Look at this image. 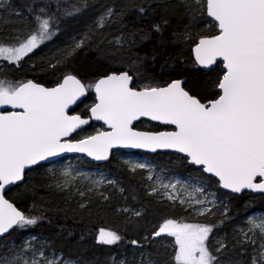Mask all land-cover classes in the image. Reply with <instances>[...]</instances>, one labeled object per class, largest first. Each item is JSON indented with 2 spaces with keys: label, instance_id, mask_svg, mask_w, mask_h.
<instances>
[{
  "label": "snow or ice",
  "instance_id": "obj_1",
  "mask_svg": "<svg viewBox=\"0 0 264 264\" xmlns=\"http://www.w3.org/2000/svg\"><path fill=\"white\" fill-rule=\"evenodd\" d=\"M136 7L145 18L162 11L160 22L151 25L156 34H162L170 15L182 9L181 20L187 22L173 37L189 44L190 62L198 75L190 78L181 70L158 80L144 75L142 62L131 57L92 79L87 72L78 74L70 59L94 44L100 50L108 30L123 23L128 8L104 5L92 16L87 31L73 37L56 63L49 64L62 68L52 86L35 78L0 76V237L37 226L44 219L43 213L31 214L35 203L25 211L15 202L35 193L32 174L38 169H47L46 179L52 182L47 187L81 197V209L88 208L93 195L111 199L99 191L105 181L125 192L116 181L103 176L91 179L70 164L56 168L64 154L108 161L114 149L171 150L179 154L177 166L186 169L194 183L166 181V170L157 172L148 162H125L132 173L139 171L143 177L147 171L146 195L173 213L147 222L151 224L147 228L140 223L148 212L146 206L117 209L127 214L126 222L135 231L143 233L145 244L138 239L128 244L143 248L155 245L157 238L167 241L162 244L166 257L152 259L141 252L140 264H264V215L246 217L231 236H219L223 220H213L217 214L227 219L230 213L229 202L218 191L264 194V0H152ZM0 9H12L9 0H0ZM95 9V0H56L55 9L52 0L40 5L33 0L25 11L14 10L21 27L0 39V61L21 67L25 58L57 35L64 17ZM137 38L149 39L150 34L122 31L107 42L117 52L130 51ZM90 94L91 103L85 104ZM80 104L84 108L77 111ZM143 118L157 122V129L138 130L135 123ZM93 121L105 127L96 128ZM88 127L94 130L89 132ZM13 187L17 191L8 197ZM177 211L187 215L177 216ZM95 239L101 245L119 246L125 237L99 227ZM0 249V264H84L36 235L19 244L0 241ZM112 264L137 261L135 256L132 260L113 257Z\"/></svg>",
  "mask_w": 264,
  "mask_h": 264
},
{
  "label": "trees",
  "instance_id": "obj_2",
  "mask_svg": "<svg viewBox=\"0 0 264 264\" xmlns=\"http://www.w3.org/2000/svg\"><path fill=\"white\" fill-rule=\"evenodd\" d=\"M32 2L33 0H10L12 9L8 12L0 9V39L15 34V31L21 27V20L13 14V11H25L26 5ZM43 2H47V0H35L38 5ZM151 2L152 0H95V11L76 17H64L61 20L59 32L51 41L42 45L34 54H30V58H25L21 67L4 65L5 69L0 70V74H6L17 79L35 78L47 86H52L57 76L62 74V68L53 69L49 64L56 63L63 50L72 43L73 37L87 31V25L91 23L92 16L96 14V11H102L104 5H128L123 23L118 22L108 30L109 34H107V39L101 49L98 50L94 44L77 51L69 61L70 66L80 75L87 72L89 74L88 79H92L95 73L119 68L121 66L120 59L131 57L133 59L138 58L142 62L144 75L155 77L158 80L167 79L169 74H179L181 70H183L184 75L190 78L197 76L198 73L190 62L189 44L175 40L173 37L174 32L183 31L184 24L187 22L186 18L181 20L180 12L182 9L176 15H170L169 25L162 34H156L151 25L153 21L160 22L162 11L157 10L154 15L145 18L143 14L138 13L136 7V5ZM170 2L176 3L178 0H170ZM52 3L53 9H55L56 0H52ZM25 16H27L26 12ZM136 30L149 33L150 38L145 40L137 38L130 51L117 52L114 46H109L107 41L120 36L122 31L127 34ZM91 100L92 95L90 94L84 103H91ZM83 108L84 104H80L76 110L80 111ZM135 126L138 130L157 129V125L144 122ZM93 130L92 127L87 129L89 132ZM114 156L102 167L109 170L111 174L118 176V185L125 189L124 193L119 194L113 187L105 188L102 192L111 197L109 201L101 200L98 196L93 195L88 208L81 209L79 208V199H75L73 196H65L64 193L47 187L46 185L50 180L46 179V174L42 169H38L32 174V180L36 185L35 193L30 194V198L25 201L17 200L15 202L18 207L25 211L32 209V205L35 203L37 207L32 210L31 214L40 215L43 213L44 219L37 226L3 237L0 241L14 240L17 242L20 233H29L44 238L50 246L54 244L55 249L62 252L66 257L82 259L84 264H112L113 257L123 258L127 256L129 260H132L135 256L137 259L141 252L145 254V257L151 254L152 259L162 260L167 256V253L162 247V242L158 239L155 245H146L143 248L127 243L131 239H138L141 244H145L142 239L143 233L135 231L133 225L126 222V215L118 212L117 209L146 206L148 212L140 223L147 228L151 227V224L147 222H155L160 215L173 213L163 205L155 203L153 197L146 195L141 185L143 177L139 172L131 174L124 165L116 162ZM157 156L165 157L166 155L157 154ZM174 157L177 159L178 156ZM172 167L181 170L182 173L187 172L182 167L178 168L174 165ZM16 191V188H12L7 196L11 197ZM218 193L227 199L230 208L227 219L219 214L213 218L214 222L217 223L223 220V224L220 225L219 236L225 234L231 236L232 229L240 227L250 213L264 211V196H253L248 193L234 196L221 191ZM133 195L136 197L135 200L132 199ZM174 214L177 216L184 215L179 211ZM99 227L117 230L124 235L125 240L119 246L96 244L94 238Z\"/></svg>",
  "mask_w": 264,
  "mask_h": 264
},
{
  "label": "rangeland",
  "instance_id": "obj_3",
  "mask_svg": "<svg viewBox=\"0 0 264 264\" xmlns=\"http://www.w3.org/2000/svg\"><path fill=\"white\" fill-rule=\"evenodd\" d=\"M9 2H10V0H9ZM4 65H7V64L2 62V61H0V70H4L5 69ZM8 65H10V64H8ZM2 72H4V71H2ZM4 75H6V74H4ZM4 75L0 74V76H4ZM95 127L96 128H101L99 126H95ZM114 155H115L114 157H115L116 162L121 163L122 165H124L131 174H133V173L128 169V166L125 163L126 161L148 162V163L152 164L156 168L157 172H160L161 169H165L166 170L163 173V175L165 176L166 181H167V179H173V180L180 179L182 181H188L189 183H194L195 182L194 180H189L188 172L182 173L181 170H178L177 168L172 167L173 165L177 166V164H178V160L175 159V157H174V156H177V155L161 154V155H166L165 157H162V156H157V155L149 156V155H142V154H126V153H123V152H116ZM69 164L74 169H76L77 172L84 173L88 177H90L91 179H100L103 176L106 179L116 181L117 184L119 182L118 176H116L115 174H111L109 172V170L105 169L104 167L96 166V165L92 164L91 162H89L84 157H80V156H78V157H70V158H66V159L60 160L59 164L55 165V167L58 168V169H62V168L66 167ZM48 167H52V165H48ZM42 170H43V172L45 174L47 173V169L46 168L42 169ZM146 177H147V171L144 172L143 179L141 180L142 189L145 191V193L147 191V185L145 183ZM50 183H52V182L50 181L48 184H50ZM85 183H87V181H85ZM108 187H112V186L108 185L107 182L105 181V184L101 185L99 191L102 192L105 188H108ZM51 189H53L55 191H59V190H56L55 188H51ZM116 191L120 194V192L117 189H116ZM212 191H216L215 187L212 188ZM59 192H61V191H59ZM62 193H64L65 196H68V197L69 196H73L75 199H79L78 200L79 202L82 201V198L79 197L78 195H74V194L70 195L68 192H62ZM217 195L221 199H224V200L227 201V199L225 197H223L222 195H220L218 192H217ZM123 208H129V207H123ZM119 209H121V208H119ZM118 212H120V211H118ZM123 214L127 215L126 213H123ZM183 214L187 215V213H183ZM260 215H264V211H262V212H252L248 216H260ZM190 222H195V221H190ZM31 235L32 234H29V233H20L19 236H18L19 241H17V242L15 241V243L19 244L24 239L29 238ZM157 239L159 240V238H157ZM40 240L47 242V240H45L44 238H40ZM8 241H14V240H8ZM8 241H5L4 243H7ZM95 243L98 244L96 242V239H95ZM166 243H167V241H163L162 242V244H166ZM2 251L3 250L0 249V252H2ZM140 259H141V256L137 257V259H136L137 264H140ZM111 263H112V260H111Z\"/></svg>",
  "mask_w": 264,
  "mask_h": 264
},
{
  "label": "water",
  "instance_id": "obj_4",
  "mask_svg": "<svg viewBox=\"0 0 264 264\" xmlns=\"http://www.w3.org/2000/svg\"><path fill=\"white\" fill-rule=\"evenodd\" d=\"M75 107V106H74ZM141 121H145V122H149L153 125H157V122H153V121H148L146 118H143ZM141 121H138L136 123H139ZM94 125L96 126H100V127H105L102 122H98V121H93L92 122ZM135 123V124H136ZM117 151H120V152H125V153H135V152H138V153H141V154H148V155H157L159 153H166V154H175V153H172L171 150H159L158 153H150V152H147L146 150H143V149H130V148H121V149H114L113 150V154ZM112 154V155H113ZM175 155H179V154H175ZM77 156H83L85 157L88 161H90L91 163H94L95 165H104L106 163H108L111 159L112 156H110L109 160L108 161H94L92 160L90 157H87L85 156L84 154H79V153H67V154H64L63 158H68V157H77ZM63 158H59V160L63 159ZM14 188V187H13ZM222 192H224L225 194H228V190H220ZM244 193H248V194H251L253 196H264V194H261V193H256V192H251L250 190H245L243 193H240V194H228V195H234V196H239V195H242ZM3 238V237H0V239Z\"/></svg>",
  "mask_w": 264,
  "mask_h": 264
}]
</instances>
